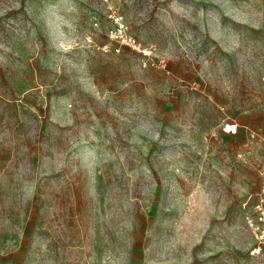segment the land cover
<instances>
[{
    "label": "rangeland",
    "instance_id": "obj_1",
    "mask_svg": "<svg viewBox=\"0 0 264 264\" xmlns=\"http://www.w3.org/2000/svg\"><path fill=\"white\" fill-rule=\"evenodd\" d=\"M261 201L264 0H0V264H258Z\"/></svg>",
    "mask_w": 264,
    "mask_h": 264
},
{
    "label": "built area",
    "instance_id": "obj_2",
    "mask_svg": "<svg viewBox=\"0 0 264 264\" xmlns=\"http://www.w3.org/2000/svg\"><path fill=\"white\" fill-rule=\"evenodd\" d=\"M117 24H121V19H115ZM119 34H115L116 40L124 39L123 31H119ZM228 133H235V129H232L231 126H228ZM254 216L247 218L249 231L252 238L256 243V247L251 251V256L259 259L258 264H264V204L260 203L254 207Z\"/></svg>",
    "mask_w": 264,
    "mask_h": 264
},
{
    "label": "crops",
    "instance_id": "obj_3",
    "mask_svg": "<svg viewBox=\"0 0 264 264\" xmlns=\"http://www.w3.org/2000/svg\"><path fill=\"white\" fill-rule=\"evenodd\" d=\"M260 203H263L264 204V201H261V202H258L256 204H254L253 207H252V209H254L255 205L260 204Z\"/></svg>",
    "mask_w": 264,
    "mask_h": 264
}]
</instances>
